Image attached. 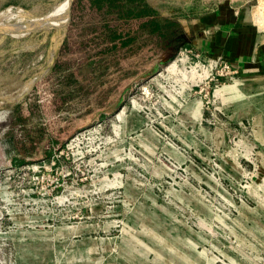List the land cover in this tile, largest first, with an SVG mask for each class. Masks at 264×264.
<instances>
[{
  "label": "rangeland",
  "instance_id": "1",
  "mask_svg": "<svg viewBox=\"0 0 264 264\" xmlns=\"http://www.w3.org/2000/svg\"><path fill=\"white\" fill-rule=\"evenodd\" d=\"M62 1L0 0V264H264V60L55 68ZM234 6L264 34V0Z\"/></svg>",
  "mask_w": 264,
  "mask_h": 264
},
{
  "label": "trees",
  "instance_id": "2",
  "mask_svg": "<svg viewBox=\"0 0 264 264\" xmlns=\"http://www.w3.org/2000/svg\"><path fill=\"white\" fill-rule=\"evenodd\" d=\"M211 3L209 0L204 5L210 7ZM185 7L187 12L180 7L170 8L174 15L164 17L146 0H73L75 21L66 31L54 67L67 68V61L61 63L60 60L64 58L65 51L74 47L87 53L79 63L81 71L85 68L97 71L104 66L102 73H107L121 69L122 61L136 56L145 47L158 52L156 43L176 46L182 32L177 17L197 15L202 11L198 1ZM145 28L152 39L145 36ZM68 74L74 84H79L73 78V71H68Z\"/></svg>",
  "mask_w": 264,
  "mask_h": 264
},
{
  "label": "crops",
  "instance_id": "3",
  "mask_svg": "<svg viewBox=\"0 0 264 264\" xmlns=\"http://www.w3.org/2000/svg\"><path fill=\"white\" fill-rule=\"evenodd\" d=\"M196 1L201 3V13L197 15L189 14L187 17L184 15L177 17L182 30L178 45L187 43L195 49L222 55L234 67L243 71L251 67H257L262 63V60H264V34L247 27V24L237 14L239 11L237 12L234 9L236 7L234 6L235 4H243L249 0H217V3H215L216 0H210L212 2L210 7H208V4L204 5L209 0H167L166 3L168 5L164 10L161 9L162 7L153 5L152 0H146L148 5L156 8L160 15L164 17H171L170 14L173 7H180L187 12L185 6ZM174 2L178 5H173L175 4ZM72 16V23L69 27L75 21L73 13ZM211 27L213 28V33L208 34L207 31ZM144 34L149 39H152L147 28L144 29ZM156 46L159 49L160 47L162 49L173 47L157 43Z\"/></svg>",
  "mask_w": 264,
  "mask_h": 264
},
{
  "label": "bare ground",
  "instance_id": "4",
  "mask_svg": "<svg viewBox=\"0 0 264 264\" xmlns=\"http://www.w3.org/2000/svg\"><path fill=\"white\" fill-rule=\"evenodd\" d=\"M68 3H69V0H67V2L65 3L64 1L60 2L59 5L54 9L52 10L51 12H48L46 15L42 16L44 17L45 20H49L51 19L52 20H58V27L57 29H60L66 22H67V19H68ZM13 13L14 12H3V13H0V19L1 18H9L10 16H13ZM22 17V16H21ZM42 19V18H40ZM2 22V21H1ZM6 22V21H5ZM28 22V21H27ZM26 22V23H27ZM30 22V21H29ZM47 22V21H46ZM43 23V22H42ZM23 24V23H22ZM20 25V24H19ZM45 25V23H43V26ZM47 25V24H46ZM41 26V25H40ZM171 66V64L169 65ZM172 67V66H171ZM170 68V67H169Z\"/></svg>",
  "mask_w": 264,
  "mask_h": 264
},
{
  "label": "water",
  "instance_id": "5",
  "mask_svg": "<svg viewBox=\"0 0 264 264\" xmlns=\"http://www.w3.org/2000/svg\"><path fill=\"white\" fill-rule=\"evenodd\" d=\"M72 1L73 0H69V3H68V20L60 29H66L72 23V19H73V16H72Z\"/></svg>",
  "mask_w": 264,
  "mask_h": 264
},
{
  "label": "built area",
  "instance_id": "6",
  "mask_svg": "<svg viewBox=\"0 0 264 264\" xmlns=\"http://www.w3.org/2000/svg\"><path fill=\"white\" fill-rule=\"evenodd\" d=\"M208 34H211L213 33V28H209L208 31H207ZM215 63L217 62H223L224 63V67H226L228 70L230 69L231 66H233L230 62H227L223 57H217L215 60H214Z\"/></svg>",
  "mask_w": 264,
  "mask_h": 264
}]
</instances>
